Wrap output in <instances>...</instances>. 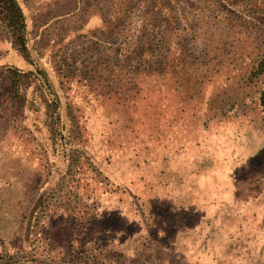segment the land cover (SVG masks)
<instances>
[{"label":"rangeland","instance_id":"374dc122","mask_svg":"<svg viewBox=\"0 0 264 264\" xmlns=\"http://www.w3.org/2000/svg\"><path fill=\"white\" fill-rule=\"evenodd\" d=\"M17 1L0 264H264V0H188L197 60L135 84L125 46L94 36L104 0Z\"/></svg>","mask_w":264,"mask_h":264},{"label":"trees","instance_id":"16d2710c","mask_svg":"<svg viewBox=\"0 0 264 264\" xmlns=\"http://www.w3.org/2000/svg\"><path fill=\"white\" fill-rule=\"evenodd\" d=\"M104 2V8L101 6L98 9L102 24L98 29L99 34L94 36L99 41L114 46L117 51L115 53H123L120 52V46H125L124 76L129 83L135 84L134 81L139 76H149L157 72L167 76L171 73L170 68L177 65L188 66L190 61L197 60L196 56L191 57V50L188 47L191 40L197 37L191 35L193 28L187 18L188 0H104ZM101 9H104L106 14L103 15ZM0 23L6 29L11 43L26 55V22L17 0H0ZM123 32L129 33L119 39ZM105 34L111 36L113 40L101 38ZM261 67L263 65L260 63L249 73L260 74ZM259 101L264 113V87L260 91Z\"/></svg>","mask_w":264,"mask_h":264}]
</instances>
